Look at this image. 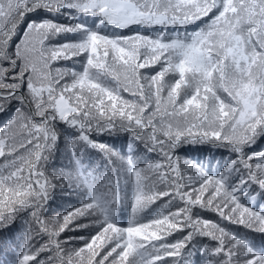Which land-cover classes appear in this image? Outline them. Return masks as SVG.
I'll use <instances>...</instances> for the list:
<instances>
[{"label":"snow or ice","instance_id":"1","mask_svg":"<svg viewBox=\"0 0 264 264\" xmlns=\"http://www.w3.org/2000/svg\"><path fill=\"white\" fill-rule=\"evenodd\" d=\"M0 116L12 264H264V0H0Z\"/></svg>","mask_w":264,"mask_h":264},{"label":"trees","instance_id":"2","mask_svg":"<svg viewBox=\"0 0 264 264\" xmlns=\"http://www.w3.org/2000/svg\"><path fill=\"white\" fill-rule=\"evenodd\" d=\"M61 64H67V65H72L71 61H61ZM74 67H79V65H74ZM146 74H150V70H144ZM127 96V94H125ZM3 117L0 116V120H2ZM106 142L112 144L113 141H117L116 143L113 144L114 147L119 148V143L121 140L124 138H116V137H105L104 138ZM260 147H264V142L260 144ZM180 156L181 160L183 161L184 159H191L195 160L197 163L202 164V166L205 168V170L211 169H216L222 164V158L220 153L207 146H196V147H187L183 150L180 151ZM67 161L60 159L59 157L53 160V165H55L56 168L62 167L64 164H66ZM126 191V189H125ZM79 203L78 198L75 196H66L63 195L61 192H57L54 199L50 201V206L48 208L47 215H57L60 213H63L67 210H70L74 206H76ZM127 218H128V212H127V205L122 204L121 211L118 213L117 219L122 223L126 224L127 223ZM230 228H234L235 226H229ZM90 229H85L82 230L81 232L75 233L76 235H88ZM239 231H243L240 229ZM13 234L17 237H19L22 234V227L19 221L14 225V232ZM75 243H82V242H74ZM16 255V250L13 249L11 256ZM11 256L7 251L0 250V264L2 262L7 261L9 264H12L11 262Z\"/></svg>","mask_w":264,"mask_h":264}]
</instances>
